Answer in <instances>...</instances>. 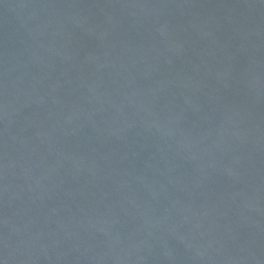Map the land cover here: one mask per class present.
Wrapping results in <instances>:
<instances>
[{
  "label": "water",
  "instance_id": "obj_1",
  "mask_svg": "<svg viewBox=\"0 0 264 264\" xmlns=\"http://www.w3.org/2000/svg\"><path fill=\"white\" fill-rule=\"evenodd\" d=\"M0 264H264V0H0Z\"/></svg>",
  "mask_w": 264,
  "mask_h": 264
}]
</instances>
